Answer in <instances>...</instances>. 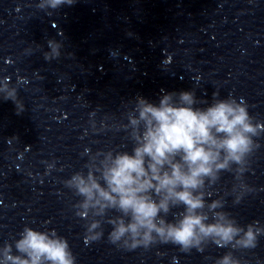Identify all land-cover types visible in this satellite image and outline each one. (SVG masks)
Returning <instances> with one entry per match:
<instances>
[{
  "label": "clouds",
  "instance_id": "clouds-1",
  "mask_svg": "<svg viewBox=\"0 0 264 264\" xmlns=\"http://www.w3.org/2000/svg\"><path fill=\"white\" fill-rule=\"evenodd\" d=\"M75 2L39 0L36 7L57 10ZM47 45L44 59L59 58L62 44L50 39ZM161 91L158 103L136 97L135 107L127 113L128 123L122 127L133 143L130 152H98L90 157L86 171L75 172L64 182L80 198L74 208L86 221L85 242L100 240L106 223L111 226L109 242L130 251L156 244H171L184 252H202L209 244L255 248L264 226L259 221L241 226L223 210V197L210 202L208 198L221 173L233 172L241 180L258 146L254 137L264 133V122H254L247 105L233 97L219 99L214 92L208 104L198 100L194 90ZM0 96L13 101L18 113L23 110L7 77L0 80ZM200 103L207 106L196 107ZM238 187L250 191L244 183ZM243 195L238 192L234 203ZM0 264H76V257L56 230L25 226L19 238L0 246ZM215 264L240 260L229 251Z\"/></svg>",
  "mask_w": 264,
  "mask_h": 264
}]
</instances>
